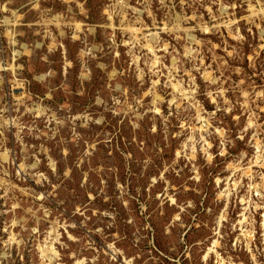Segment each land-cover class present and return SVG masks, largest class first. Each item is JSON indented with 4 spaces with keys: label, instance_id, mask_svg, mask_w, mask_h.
<instances>
[{
    "label": "rangeland",
    "instance_id": "1",
    "mask_svg": "<svg viewBox=\"0 0 264 264\" xmlns=\"http://www.w3.org/2000/svg\"><path fill=\"white\" fill-rule=\"evenodd\" d=\"M221 262L264 264V0H0V264Z\"/></svg>",
    "mask_w": 264,
    "mask_h": 264
},
{
    "label": "bare ground",
    "instance_id": "2",
    "mask_svg": "<svg viewBox=\"0 0 264 264\" xmlns=\"http://www.w3.org/2000/svg\"><path fill=\"white\" fill-rule=\"evenodd\" d=\"M245 220H246V218H245ZM249 232V231H248ZM210 249H211V247H210ZM223 262H221V264H222Z\"/></svg>",
    "mask_w": 264,
    "mask_h": 264
}]
</instances>
